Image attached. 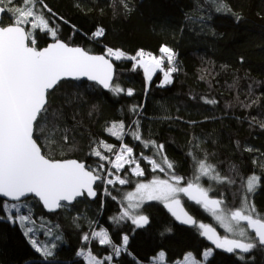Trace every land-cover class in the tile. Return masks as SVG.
Instances as JSON below:
<instances>
[{
  "label": "trees",
  "instance_id": "trees-1",
  "mask_svg": "<svg viewBox=\"0 0 264 264\" xmlns=\"http://www.w3.org/2000/svg\"><path fill=\"white\" fill-rule=\"evenodd\" d=\"M226 2L241 16L239 21L231 13L217 12L213 0H44L52 13L36 4L49 26L57 30V39L111 58L115 65L112 86L124 90L117 94L92 82L61 81L49 96L51 108L62 113L58 127L47 133L54 141L37 133L43 153L57 160L76 158L99 174L102 163L106 169L109 165L93 154L96 150L109 154L107 149L99 150L101 142L113 146L111 155L123 144L133 149L144 175L128 173V183L118 185V189L108 185L110 192L105 195L101 194V184H97L95 200L83 196L55 213L45 212L33 197L20 201L35 221L38 241L56 244L53 257L47 260L35 250L20 224L7 219L2 206L5 200L0 198V264H87L77 254L83 249L91 250L103 264H150L161 252L164 264H176L188 253L202 260L205 250L213 247L200 235L198 224L212 221L201 206L186 197L182 206L196 225L178 223L156 201L145 202L140 208V214L148 217L143 227L130 219L118 224L111 219L119 210L117 201L122 192L142 178L168 172L189 181L196 174L194 157H206L221 177L235 181L202 179V185L211 187L210 194L223 199L226 206L237 207L247 177L259 176L251 200L257 212L264 215V0ZM8 16H3L4 24L11 22ZM25 27L34 33L38 49L54 40L43 29ZM101 27L104 35L94 38L92 34ZM164 45L176 56L172 65L166 66L165 59L161 68L176 67L177 71L171 73V83L161 86L162 71L155 72L148 81L143 68L126 57L135 56L141 49L159 57V48ZM107 48L121 50L125 57L116 60L107 55ZM128 89L133 95H127ZM121 122L124 134L117 139L107 129ZM137 132L139 140L134 135ZM161 144L162 156L173 164L172 169L161 164L163 172L152 170L144 159L153 157L159 163L154 150ZM101 228L121 249L119 255L91 237ZM85 234H89L88 241L83 239ZM124 235L129 238L127 245H123ZM106 256L112 259L106 261ZM205 263L264 264V247L256 242L247 253L213 248Z\"/></svg>",
  "mask_w": 264,
  "mask_h": 264
},
{
  "label": "snow or ice",
  "instance_id": "snow-or-ice-1",
  "mask_svg": "<svg viewBox=\"0 0 264 264\" xmlns=\"http://www.w3.org/2000/svg\"><path fill=\"white\" fill-rule=\"evenodd\" d=\"M217 3V12L231 13L239 21L241 16L233 12L226 0H213ZM39 3L43 9L52 13L44 0H0V14H9L11 21L4 24L0 18V197L9 198L12 201H20L21 198L30 194L39 198L43 206L49 211H55L64 206L62 202H72L77 197L85 194L89 197L97 195L93 188L96 181L103 177L96 169L90 168L84 162L75 159L57 160L45 155L42 151L40 133L45 135L50 142L54 137H49L48 132L58 127V122L62 118V113L53 110L49 104V96L54 94L61 86V81L65 79H80L86 77L90 81L96 82L105 89H110L113 93L124 91L118 85L112 86L113 64L104 55H90L81 47H70L60 39H57V30L49 26V21L42 12L37 11L35 5ZM15 5V6H13ZM79 6V5H77ZM127 8V5H124ZM63 19V17H61ZM64 23H69L67 20ZM26 25H31L32 29H43L45 35L50 34L55 42L48 44L42 49L36 47L34 33L26 30ZM75 31V25H71ZM93 37L104 35V29L98 28ZM161 56H153L139 50L135 56H128L127 59L136 62V65L143 68L148 80L152 78V70L161 68L165 59L172 65L176 53L166 45L159 48ZM107 55L120 60L125 57L121 50L107 48ZM139 58V59H138ZM177 71L176 67H170L164 72L163 84L171 83V73ZM163 84L161 86H163ZM127 95H133L131 89L127 90ZM206 103L215 104V100H207ZM135 111V108H133ZM51 125V129L49 128ZM264 127V125H261ZM107 131L122 138L124 134V124H113ZM135 138L140 139L139 133H135ZM66 142L68 137L65 135ZM154 144L155 142H150ZM101 146L109 152L113 146L101 142ZM157 154H162L164 145H157ZM248 151H253L249 148ZM133 149L127 145H122L121 152L115 156L112 166L117 171L124 168L125 164L135 163L131 160ZM101 159H107L101 152L96 150L93 153ZM153 170L159 168L164 171V167L150 158ZM163 163L168 169L173 168L172 162L167 157H163ZM196 171L198 174L193 180L187 181L186 186H181L183 177L173 173L169 179L154 178L148 183H137L135 192H129L125 199L128 205L119 217L112 219L118 224L121 220L131 219L137 227H143L148 223V217L143 214H136L135 209L142 207L147 201H159L164 207L183 224L196 225L197 221L184 211L181 205L180 194L182 193L189 200L201 206L205 211L234 237L228 235L221 237L213 227L199 223L200 235L210 240L216 248L223 249L228 253H233L237 249L242 253L250 252L256 247V242L264 246V215L257 212L256 207L248 197L245 196L240 206L228 209L223 206L224 202L209 196L211 187L205 188L200 183L202 177L209 180L223 183L228 181L227 177H221L216 171L215 165L208 163L207 158L198 159L194 157ZM103 168V165L99 166ZM132 173L136 176H143L144 170L139 164L132 168ZM111 175V173H109ZM118 181L123 185L129 181L119 176L115 180L108 179L107 184H114ZM260 177L252 175L245 181V189L248 193L255 192L259 186ZM105 191H107L105 189ZM115 199V197H113ZM3 209H16L19 205L2 202ZM13 222H19L24 228V235L27 237L34 231L33 227H26V224H35L30 215H19L15 219L12 215L7 217ZM249 230L254 236L249 235ZM170 231V229H169ZM51 230L49 229V234ZM91 237L96 238L100 245L112 247L115 255H119L121 249L110 239L107 230L101 228L93 231ZM59 239V237H57ZM85 241L89 240V234L83 236ZM128 236L122 237L123 245H127ZM35 250L47 260L53 257V249L56 245H41L36 239H30ZM83 256L88 264H103L96 255L89 250L86 254L81 251L77 253ZM212 255V249L203 253L205 259ZM164 253L159 254L158 259L163 260ZM244 257L241 256L240 259ZM112 256L104 257L110 261ZM186 264H199L189 253L184 258Z\"/></svg>",
  "mask_w": 264,
  "mask_h": 264
},
{
  "label": "rangeland",
  "instance_id": "rangeland-1",
  "mask_svg": "<svg viewBox=\"0 0 264 264\" xmlns=\"http://www.w3.org/2000/svg\"><path fill=\"white\" fill-rule=\"evenodd\" d=\"M35 7H36V9H37V11H40L41 12V8L39 9V7L38 6H36L35 5ZM9 15V14H8ZM26 26H28L29 27V30H32V28H31V25H26ZM139 59V58H138ZM166 66H169V64L167 63L166 64ZM168 69H162V68H157V69H153L152 70V76L154 75V73L155 72H157V71H162V73H163V80H164V72L165 71H167ZM144 71V70H143ZM145 74V73H144ZM145 77H146V75H145ZM146 79H147V77H146ZM148 80V79H147ZM163 80H162V84H163ZM149 81V80H148ZM122 145L123 144H121L120 145V147H118L117 148V150H116V153L114 154V155H111L112 154V151L111 152H109V154H104L103 152H101V154H102V156H105V157H107V159H101V160H107L108 161V163H109V165L107 166V169L105 168V164H101V165H103V168H100V171H99V175H101L102 177H103V179L100 181V186H101V194L102 195H105L106 193L108 194L110 191L107 189L108 187V185H111V186H113L115 189H118V185H121V184H119L118 183V181L116 182V183H114V184H107V180L108 179H113V180H115V178H116V176H119L120 178H123V179H126L125 178V175H127L128 173H132V168H134V167H136V164H138V161H137V159H135V157H134V154H133V152H132V156H131V160H133V161H135V163H130V164H125V166H124V168H122V169H120L119 171H117L115 168H113V166H112V164H113V162L115 161V156L118 154V153H120L121 152V149H122ZM148 145V144H147ZM146 145V146H147ZM99 148V150L102 148V149H105V148H103L102 146H99L98 147ZM158 149L157 148H155V150H154V152H155V154H157V151ZM146 158H150V159H152V160H154L153 159V157H149V156H145L144 157V159L147 161V162H149V159H146ZM157 158H160L159 159V164H163V165H166V164H164L163 163V156H162V154H157ZM157 162V161H156ZM158 163V162H157ZM150 164V168L153 170V166H152V164L151 163H149ZM162 166V165H161ZM105 168V169H104ZM141 168V167H140ZM142 169V168H141ZM158 170H160L159 168H157ZM156 170V169H155ZM109 173H111V175H109ZM133 174V173H132ZM196 174H198L197 173V171H196ZM195 173H194V175H196ZM134 175V174H133ZM172 174H170V173H166L165 175H163V174H159V175H154V176H152V177H150V178H147V179H144V178H142L141 180H139V181H137L136 182V184L137 183H148V182H150L152 179H154V178H159V179H169V177L171 176ZM194 175H193V177H191V179H189V181L190 180H193L194 179ZM136 176V175H135ZM204 177H202L201 178V181H200V183L202 184V179H203ZM136 184H135V186H136ZM244 185H245V183H244ZM135 186L134 187H131V188H129V189H127L126 191H123L122 192V194L120 195V197L118 198V206H119V210L118 211H116L114 214H113V216H112V218L113 217H119L120 215H121V213L125 210V208L127 207V205H128V201L125 199V197H126V195L129 193V192H135ZM181 186H186V182L184 181V180H182L181 181ZM203 187H205V186H203ZM244 188H243V190L241 189L240 190V192H239V194L242 192V194H240V203H241V201L244 199V197L245 196H247L248 197V200L252 203V193H248L247 191H246V189H245V186H243ZM205 188H208V187H205ZM105 189L107 190V191H105ZM209 196L211 197V198H214V199H220V200H223V199H221V198H219V197H214V196H212L211 194H210V192H209ZM184 195L181 193L180 194V199H181V205H182V202L184 201ZM6 201V200H5ZM147 202H150V201H147ZM156 202H159V201H156ZM223 202H224V200H223ZM7 203H9V204H12V203H16V204H18L19 205V211H17L16 209H8V210H5V212H6V214L9 216V215H12V214H14L15 216H14V218L16 217V216H19V215H30L29 214V212H28V209H27V207H26V205H24V204H21L20 203V201H18V202H10V201H7ZM159 203H161V202H159ZM144 204V203H143ZM161 204H163V203H161ZM223 206L225 207V208H228V209H234V208H236L235 206L234 207H232V206H226V204H225V202H224V204H223ZM240 206V204L237 206V207H239ZM204 210V209H203ZM132 211H134L136 214H140V208L139 209H135V210H132ZM205 211V210H204ZM209 216H210V218H211V221H212V223H204V224H207V225H209L210 227H213L214 225V227H219L223 232L221 233V237H223V236H225V235H228L229 236V238H238V237H234L231 233H227L226 231H225V229L223 228V227H221L220 226V224L211 216V214L210 213H208L207 211H205ZM111 218V219H112ZM113 220V219H112ZM131 220V219H130ZM18 222V221H17ZM19 223V222H18ZM199 223H203V222H199ZM213 224V225H212ZM26 227H33V224H26ZM24 229V228H23ZM96 231V230H95ZM34 234H35V229H34V231L32 232V233H30L29 234V239H36L37 241H38V239H37V237H35L34 236ZM53 234V233H52ZM46 235V232L43 234V237ZM249 235L251 236V233L249 232ZM56 240H58V238L56 237L55 238ZM42 240V239H41ZM39 242V241H38ZM41 245H45V244H42V242H39ZM51 244H55L54 242L53 243H51V242H46V245H49V246H51ZM56 245V244H55ZM81 251H83L85 254L89 251V250H86V249H83V250H81ZM80 251V252H81ZM206 251V250H205ZM189 254V253H188ZM188 254H186L185 256H187ZM192 254V253H191ZM185 256H184V258H185ZM83 257V256H82ZM158 257H159V254H158V256L155 258V260H156V262H155V264H164V258H163V260H160V259H158ZM192 257H193V259H195L196 261H198L199 262V264H206L205 262H206V259L204 258V256H203V259L202 260H197L194 256H193V254H192ZM84 258V257H83ZM184 258H183V260L182 261H180L179 263H177V264H186V262H185V260H184ZM85 262L88 264V261L87 260H85ZM189 264H190V262H189Z\"/></svg>",
  "mask_w": 264,
  "mask_h": 264
},
{
  "label": "water",
  "instance_id": "water-1",
  "mask_svg": "<svg viewBox=\"0 0 264 264\" xmlns=\"http://www.w3.org/2000/svg\"><path fill=\"white\" fill-rule=\"evenodd\" d=\"M5 14H0V18H2L3 19V16H4ZM62 41V40H61ZM53 42H55L54 40L53 41H50L48 44H51V43H53ZM64 42V41H63ZM64 43H66V42H64ZM47 44V45H48ZM68 44V43H67ZM47 45H45V46H43L42 48H44V47H46ZM70 47H81V48H83L82 46H74V45H71V44H68ZM42 48H40V49H42ZM84 49V48H83ZM85 50V49H84ZM85 51H87V50H85ZM88 52V51H87ZM90 55H104L105 56V58L106 59H108L112 64H113V76H112V81H111V84L113 83V81H114V78H115V65H114V62L112 61V59L111 58H109V57H107L105 54H96V53H91V52H88ZM65 80H82V81H87V82H92V83H96V82H94V81H90V80H88L86 77H81L80 79H71V78H69V79H65ZM97 84V83H96ZM98 85V84H97ZM101 89H103V90H108V89H105V88H103L102 86H100V85H98ZM70 159H75V160H78V159H76V158H70ZM58 160H61V159H58ZM63 160H67V159H63ZM78 161H80V160H78ZM80 162H84V161H80ZM85 163V162H84ZM85 165H86V163H85ZM101 180H98V181H96L95 182V184L93 185V188H94V190L96 191V193H97V195H98V192H97V189H96V184H98L99 182H100ZM97 195L95 196V197H89V196H87V194H85V195H83V196H85V197H87L89 200H91V201H93V200H95V198L97 197ZM83 196H81V197H83ZM28 197H33V198H35V199H37L38 201H39V198H37V197H35V196H33V195H29V196H27V197H24V198H21V200L20 201H22V200H24V199H26V198H28ZM81 197H77V198H81ZM1 199H3V200H6V201H10V202H18V201H12V200H10L9 198H5V197H0ZM76 198V199H77ZM187 198V197H186ZM188 199V198H187ZM76 200H74V201H72V202H62L63 204H68V205H71V204H73L74 202H75ZM39 203L41 204V206H42V208H43V210L45 211V212H47V213H55V212H57L59 209H57V210H55V211H49L48 209H46L44 206H43V203L41 202V201H39ZM183 207V209H184V211H186V212H188L187 211V209L184 207V206H182ZM188 214L189 215H191L189 212H188ZM173 216V215H172ZM192 216V215H191ZM174 217V216H173ZM193 217V216H192ZM175 218V217H174ZM194 218V217H193ZM175 220H176V218H175ZM178 223H180V224H183V223H181L180 221H178V220H176ZM184 225H188V226H192L191 224H184ZM215 230H216V232H217V234H219L220 235V233H219V231H218V229L217 228H215V227H213ZM249 232L254 236V233H252L251 232V230H249ZM221 236V235H220ZM206 240L211 244V246L213 247V248H216L215 247V245L210 241V240H208L207 238H206ZM258 242V241H257ZM264 247V246H263ZM216 249H218V248H216ZM238 251H240L239 249H237Z\"/></svg>",
  "mask_w": 264,
  "mask_h": 264
},
{
  "label": "flooded vegetation",
  "instance_id": "flooded-vegetation-1",
  "mask_svg": "<svg viewBox=\"0 0 264 264\" xmlns=\"http://www.w3.org/2000/svg\"><path fill=\"white\" fill-rule=\"evenodd\" d=\"M99 184H100V182L98 183V185H99ZM96 185H97V184H96ZM188 201H191V200L188 199ZM191 202H193V201H191ZM214 226H215V225H214ZM214 226H213V227H214ZM215 228L218 229V231H219V233H220V235H221L222 230H221L219 227H215ZM211 249H213V248H211Z\"/></svg>",
  "mask_w": 264,
  "mask_h": 264
},
{
  "label": "crops",
  "instance_id": "crops-1",
  "mask_svg": "<svg viewBox=\"0 0 264 264\" xmlns=\"http://www.w3.org/2000/svg\"><path fill=\"white\" fill-rule=\"evenodd\" d=\"M182 260H183V259H182ZM182 260H180V261H182ZM180 261H177V263H179ZM153 262H154V263H150V264H155L156 260L154 259ZM177 263H176V264H177Z\"/></svg>",
  "mask_w": 264,
  "mask_h": 264
}]
</instances>
